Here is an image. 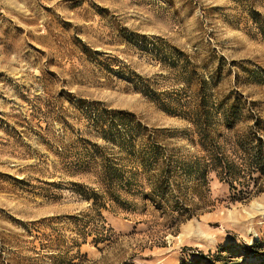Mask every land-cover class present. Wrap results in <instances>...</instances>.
Listing matches in <instances>:
<instances>
[{"label":"rangeland","instance_id":"rangeland-1","mask_svg":"<svg viewBox=\"0 0 264 264\" xmlns=\"http://www.w3.org/2000/svg\"><path fill=\"white\" fill-rule=\"evenodd\" d=\"M255 19L264 24V0H0V264H264V182L240 202L242 186L215 172L179 180L173 211L142 198L140 175L141 187L118 190L128 204L103 199L105 229L82 196L100 193L90 144L121 155L98 136L97 110L132 115L173 160L201 155L189 121L135 85L171 111L203 93L217 108L239 98L235 131L248 113L264 125ZM156 40L183 55L159 60Z\"/></svg>","mask_w":264,"mask_h":264},{"label":"trees","instance_id":"trees-1","mask_svg":"<svg viewBox=\"0 0 264 264\" xmlns=\"http://www.w3.org/2000/svg\"><path fill=\"white\" fill-rule=\"evenodd\" d=\"M254 23L264 39V24L258 19H255ZM149 44L146 39L140 42L141 48H147ZM151 44L152 51L161 61L162 58L166 61L172 54L179 58L183 55L174 47L163 51L157 40ZM185 63L187 66L191 65L188 61ZM135 86H139L142 94L158 102L168 114L189 121L201 155L193 160H173L170 155H165L164 147L156 143L154 137L143 139L142 136L147 130H142L139 124L133 125L130 120L132 115L122 116L124 113L97 110L93 124L98 136L114 145L121 154L119 157H108L107 147L90 144L87 166L91 164L99 169L100 193L91 190L82 196L84 200L91 202V209L98 213L102 221L101 229H105L104 220L99 213V209L105 207L103 199L118 206L128 204L118 194V190L130 194L133 187H141L137 179L140 175L145 177L148 186L147 192L140 193L142 198L159 210H162L163 206L167 208L172 206L173 211H179L178 203L175 201L172 205L170 203L174 190H182L179 180L191 178L204 180V175L208 171L215 172L216 176L228 183L233 190H237L236 184L242 186L234 195L240 202H247L262 192L264 125L261 119L248 113L243 120H251L252 124L247 125L241 134L235 131L237 123L243 116L238 107L239 98L229 103L231 97L227 96L218 103L217 108L207 103L206 95L203 93L193 109L171 111L169 103L158 99L157 94L150 90L148 85ZM107 117H110L109 121ZM231 132L232 137H228L226 133ZM127 164H131L133 168L128 169ZM185 212H187L185 209L180 211L181 215L186 214Z\"/></svg>","mask_w":264,"mask_h":264}]
</instances>
